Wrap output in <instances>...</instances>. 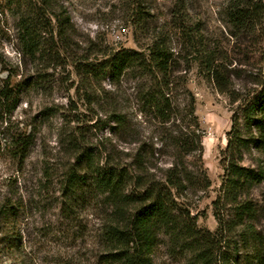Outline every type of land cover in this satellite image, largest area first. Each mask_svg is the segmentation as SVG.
Listing matches in <instances>:
<instances>
[{"label": "trees", "instance_id": "1", "mask_svg": "<svg viewBox=\"0 0 264 264\" xmlns=\"http://www.w3.org/2000/svg\"><path fill=\"white\" fill-rule=\"evenodd\" d=\"M154 2L121 1L137 49L85 50L73 54L70 62L83 80L105 73L113 79H135L144 113H150L164 133L171 121H178L171 144L161 147L170 149L162 153L166 166L152 163L158 150L141 140L127 164L118 158L97 161L76 146L63 195L70 203L88 194L104 208L99 264H152L161 243L173 254L186 255L188 264H225L218 259L221 245L238 226L244 227L242 244L250 264H264L262 234L254 228L259 208L253 195L264 178V0L209 3L220 28H211L201 2L196 7L189 0H176L169 21L163 22L155 17ZM5 3L15 20L18 51L33 59L36 69L34 77L11 81L7 76L0 82V112L10 114L27 90L49 82L43 71L70 55L72 26L67 12L54 8L55 0ZM224 39L233 40L232 45ZM237 58L243 68L231 67ZM190 75L210 83L236 105L220 152L223 174L211 201L214 230L199 226L191 214L195 200L209 197L211 180L202 161L203 130L188 88ZM112 117L117 127L113 133L139 142L137 133H127L124 114L115 110ZM253 156L258 165L243 164ZM14 204L0 205V223H15V228L3 231V241L8 249L19 250L24 237L17 226L21 212H14L20 211Z\"/></svg>", "mask_w": 264, "mask_h": 264}, {"label": "rangeland", "instance_id": "2", "mask_svg": "<svg viewBox=\"0 0 264 264\" xmlns=\"http://www.w3.org/2000/svg\"><path fill=\"white\" fill-rule=\"evenodd\" d=\"M121 1L55 0L54 8L66 11L72 26L70 55L64 61L59 60L46 74L43 71L49 82L38 89L27 90L13 112H0V205L9 202L18 205L20 211L14 212H21L17 226L24 237L19 250L8 249L3 231L15 228V223H0V264H99L104 249L100 240L104 208L88 194H81L79 200L70 203L63 195L76 146L89 151L97 161L118 158L127 164L131 161L128 155L134 154L133 148L141 140L147 147L158 150L151 158L152 163L166 166L162 153L170 149L161 147L164 143L171 144L170 137L175 134L178 121L175 125L171 121L164 133L152 115L144 113L135 79L118 80L105 73L83 80L70 62L73 54H82L85 50L137 49ZM5 2L8 0H0V82L7 76H11V81L34 77L33 59L23 57L18 51L15 20ZM175 2L155 0L154 14L159 22L169 21ZM189 2L196 7V3L201 2V9L210 14L211 28H220L214 14L216 9L207 6L220 0ZM167 38L174 50V37L170 34ZM224 42L232 45L233 40L224 39ZM238 58L231 67H244L238 64ZM188 88L196 100L195 113L203 130L202 161L211 180L209 197L195 200L191 214L195 215L199 226L214 230L217 223L211 201L215 199L223 174L220 152L226 146V134L236 105L230 104L210 83L193 75H190ZM115 110L125 115L127 133H137L135 137L138 136L139 142L130 141L128 135L113 133L117 129L112 117ZM253 158L243 164L258 165V157ZM253 195L259 208L254 228L262 234L264 250V178ZM243 228L236 227L228 240L223 241L220 262L250 264L251 256L242 244ZM152 264L188 263L186 255L173 254L171 248L161 243L152 256Z\"/></svg>", "mask_w": 264, "mask_h": 264}]
</instances>
